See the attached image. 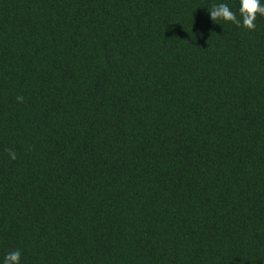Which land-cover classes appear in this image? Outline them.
<instances>
[{"label":"trees","instance_id":"1","mask_svg":"<svg viewBox=\"0 0 264 264\" xmlns=\"http://www.w3.org/2000/svg\"><path fill=\"white\" fill-rule=\"evenodd\" d=\"M219 3L0 0V264H264V16Z\"/></svg>","mask_w":264,"mask_h":264},{"label":"clouds","instance_id":"2","mask_svg":"<svg viewBox=\"0 0 264 264\" xmlns=\"http://www.w3.org/2000/svg\"><path fill=\"white\" fill-rule=\"evenodd\" d=\"M240 17L239 19L231 8L225 3L214 4L210 10V17L213 21L225 20L230 21L237 26L242 25L244 28L253 31L256 29V18L258 15L264 16V5L261 4L260 0H240L239 8ZM18 102L23 101V96H18ZM10 159L15 160L17 158L16 152L13 149H7ZM21 252L20 250H14L8 252L3 259V264H20Z\"/></svg>","mask_w":264,"mask_h":264}]
</instances>
